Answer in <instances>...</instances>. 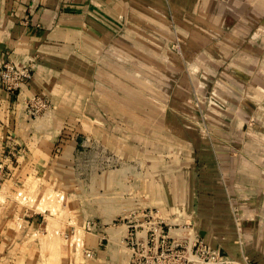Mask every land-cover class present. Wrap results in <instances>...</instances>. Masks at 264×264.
I'll use <instances>...</instances> for the list:
<instances>
[{
  "label": "rangeland",
  "instance_id": "374dc122",
  "mask_svg": "<svg viewBox=\"0 0 264 264\" xmlns=\"http://www.w3.org/2000/svg\"><path fill=\"white\" fill-rule=\"evenodd\" d=\"M161 1L142 9L164 23H146L164 40L156 59L141 56L158 70L141 77L132 65L142 60L127 55V117L80 134L0 194V243L62 264H264V87L213 56L214 40L199 63L197 35L218 28L214 9ZM170 66L174 101H156Z\"/></svg>",
  "mask_w": 264,
  "mask_h": 264
},
{
  "label": "crops",
  "instance_id": "0c3cea01",
  "mask_svg": "<svg viewBox=\"0 0 264 264\" xmlns=\"http://www.w3.org/2000/svg\"><path fill=\"white\" fill-rule=\"evenodd\" d=\"M135 1L0 0V67L9 60L34 64V77L21 93L10 95L0 88V185L5 187L1 195L24 182L28 170L46 167L53 151L70 150L71 141L80 134L94 135L105 128L107 119L121 123L127 117V55L142 60L132 65L141 77L143 71H157L158 64L144 62L141 56L156 59L164 40L162 27L145 29L146 23L161 25L162 20L142 9L145 4L167 6L161 0H150L151 5ZM168 3L172 9L192 5L191 0ZM194 5L214 9L211 21L218 25L197 35V40H204L196 53L201 56L199 63L205 65L211 47L207 48V41L214 40L220 53L213 56L232 61L233 71H246L247 86L264 87V0H200ZM169 69L171 73L155 79L160 89L156 101H174L175 70ZM111 84L114 93L105 89ZM138 84L142 86V81ZM35 96L47 99L50 108L30 120L25 103ZM38 221L30 219L32 225ZM88 238L89 243L94 241L93 236ZM8 241L0 243V264H62L55 256L58 253L41 260L39 251L20 243L16 247L20 251L15 252ZM41 248L47 252L38 243Z\"/></svg>",
  "mask_w": 264,
  "mask_h": 264
},
{
  "label": "built area",
  "instance_id": "2783aa9c",
  "mask_svg": "<svg viewBox=\"0 0 264 264\" xmlns=\"http://www.w3.org/2000/svg\"><path fill=\"white\" fill-rule=\"evenodd\" d=\"M33 77V63L25 62L18 65L9 60L0 67V88L10 95L19 94ZM49 108V101L41 96L28 99L25 103L26 114L30 120L38 119Z\"/></svg>",
  "mask_w": 264,
  "mask_h": 264
},
{
  "label": "bare ground",
  "instance_id": "6f19581e",
  "mask_svg": "<svg viewBox=\"0 0 264 264\" xmlns=\"http://www.w3.org/2000/svg\"><path fill=\"white\" fill-rule=\"evenodd\" d=\"M112 211H113V210H112ZM125 229H126V228H125ZM115 236H116V235H115ZM120 239H121V238H120ZM116 241H117V240H116ZM124 245H125V244H124ZM124 245H123V246H124ZM123 248H124V247H123ZM125 248H126V247H125ZM125 248H124V249H125ZM119 251H120V250H119ZM121 251H122V250H121ZM114 255H115V254H114ZM123 256H124V255H123ZM115 259H116V258H115ZM122 260H123V259H122Z\"/></svg>",
  "mask_w": 264,
  "mask_h": 264
}]
</instances>
